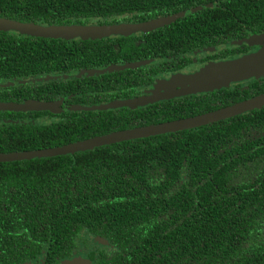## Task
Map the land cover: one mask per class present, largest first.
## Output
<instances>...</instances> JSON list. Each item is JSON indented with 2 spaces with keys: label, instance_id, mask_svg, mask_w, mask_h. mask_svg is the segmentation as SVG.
I'll list each match as a JSON object with an SVG mask.
<instances>
[{
  "label": "trees",
  "instance_id": "obj_1",
  "mask_svg": "<svg viewBox=\"0 0 264 264\" xmlns=\"http://www.w3.org/2000/svg\"><path fill=\"white\" fill-rule=\"evenodd\" d=\"M201 4L207 7L188 12ZM171 12L200 15L201 32L235 37L264 30V0H0V16L40 24ZM191 29L185 24L177 32ZM154 36L143 46L155 48ZM132 45L129 52L140 49ZM100 49L112 58L103 43L0 30V81L18 80V88L21 79L54 74L61 77L44 83L57 93L73 91L77 79L62 75L105 64ZM262 90L252 84L246 94ZM95 123L9 125L0 129V152L18 148L19 140H30L26 147L36 139L39 146L68 143ZM132 142L122 144L133 149L44 157L34 170L0 162V264H29L38 255L43 264H59L74 250L91 264H264V106Z\"/></svg>",
  "mask_w": 264,
  "mask_h": 264
},
{
  "label": "flooded vegetation",
  "instance_id": "obj_2",
  "mask_svg": "<svg viewBox=\"0 0 264 264\" xmlns=\"http://www.w3.org/2000/svg\"><path fill=\"white\" fill-rule=\"evenodd\" d=\"M206 7L207 4L195 5L189 8L188 12L196 14ZM179 12H182V10ZM122 16L123 15H117L115 17H110V19L101 18L99 20H97V18L84 23L72 22L63 25L119 23L140 24L160 18H173L161 25L153 26L147 30H136L129 34H109L95 39H82L80 37H73L70 39L50 38L63 39L66 41L85 40L91 41L92 43L95 42L97 44L103 43L113 49V51L108 49L112 58L106 57L108 55H106L103 49H100L104 57H106L104 58L106 60L105 64L79 67L70 71L68 74L62 75L63 78L77 79L73 91H62L57 93L55 85H50V83L45 84L44 82L47 80L61 77L54 74H45L23 80L21 79L20 84H22V86L18 88L14 86L18 80L14 79L7 82L0 81V102L23 103L27 100H33L42 105L35 109L28 110L0 109V129L13 124L33 126L55 123L61 120L69 122L76 120L88 121V123L96 122L94 126H86L88 128L84 135L76 133L75 136L82 135L83 137L68 142L72 143L108 134L114 131L128 130L150 124L166 122L165 120L172 121L195 117L264 93V90H262L252 96H247L246 94V89H248L252 84H255V86L257 84L258 86H262L264 88V74L256 77L252 76L240 81L230 82L219 87L184 94L177 92L179 89L183 88L178 85L169 87L165 91H160L158 93L149 92V89L158 80L174 72L185 71L191 67L203 64L210 60H223L256 51L261 47V45H255L253 43L254 40L252 39L249 40L252 43H246L245 39H248L253 35L263 34L264 30L250 32L248 34L242 33L235 37H228L227 34L229 33L224 34L222 32L217 35L213 29L209 32L198 31L202 20L200 15L184 17L185 12L183 13V16L180 17L181 19L176 18L173 12L164 15H148L146 17L132 16L129 19ZM0 18H7L24 23H37L36 21H25L23 19L8 16H0ZM185 24L191 25L192 31L187 34L177 32V30L181 29ZM152 34H155L154 37L159 40L158 45L155 48H151V46H143V44L148 41V36ZM197 36L204 37L207 39L206 41H213L214 43L200 42L197 40ZM130 42L133 43L135 47L140 49L136 50V48H134L131 52H129L126 45H131ZM144 48L151 51L150 56L142 55L150 52L144 50ZM130 62H140V64L134 67H122L113 70L108 69L111 65H122ZM89 70L92 72L89 73ZM154 95H157L158 97H156V99L144 100L142 103L135 102L138 98L141 99ZM125 101H127L128 104L109 106L114 103H123ZM248 111L237 113L233 116L240 115ZM175 112L178 113V116L170 118L175 115ZM233 116L173 132H179L187 129H197L198 127L207 126L211 123L222 121ZM151 120H158V122H151ZM36 133L37 135H41L37 129ZM69 135L72 136L71 132ZM135 139L138 138L97 145L82 151L98 149H133L135 145L132 144L130 146L122 143L127 141L133 143L132 141ZM54 141L55 140L51 139L50 143ZM18 142L20 143L18 148L5 150L4 152L38 150L68 144L63 142L39 146L36 139L35 147H26L27 144H31L30 140H19ZM42 158L44 157L4 160L0 162L4 163V168L15 165L17 169V165L21 164L23 165L20 166L22 169L24 166L28 165L34 170L37 164L42 162L46 163V161L41 160ZM67 165L72 167L75 163L74 161H71ZM21 177L23 176L16 175L18 180L21 179ZM4 178L6 177L4 176ZM22 183L25 184V182ZM11 189H14V187L12 186ZM76 255L88 258L84 253L76 250L72 252V256L70 258ZM29 264H43V256L38 255V258L30 261Z\"/></svg>",
  "mask_w": 264,
  "mask_h": 264
},
{
  "label": "water",
  "instance_id": "obj_3",
  "mask_svg": "<svg viewBox=\"0 0 264 264\" xmlns=\"http://www.w3.org/2000/svg\"><path fill=\"white\" fill-rule=\"evenodd\" d=\"M198 8V7H197ZM173 17L160 18L140 24L119 23V24H69V25H41L37 23H24L7 18H0V30L9 31L13 30L21 34H26L36 37H48V38H63L70 39L73 37H80L82 39H95L109 34H129L136 30H147L153 26L161 25L164 22L171 20ZM264 34V33H263ZM261 35V34H260ZM259 35L250 36L248 39H257ZM249 43H252L249 41ZM245 59H250L248 63L243 64L240 68L233 69L221 75L192 83L189 86H185L179 89L178 93H189L210 89L213 87H219L230 82L240 81L249 77H256L264 74V55L255 54L248 56ZM140 62H130L122 65H111L108 69H118L122 67H134L139 65ZM92 72L89 70V73ZM157 95L138 98L135 100L137 103H142L144 100L156 99ZM128 104L125 102H118L109 106H118ZM264 105V93L256 95L250 99L243 100L232 105L223 107L221 109L201 114L195 117L177 119L172 121L161 122L157 124H150L147 126L137 127L128 130L114 131L108 134L99 135L96 137L75 141L72 143L64 144L58 147L18 151V152H0V161L15 160V159H30L40 157H50L66 153H74L76 151H82L93 146L110 144L121 140H127L131 138L146 137L150 135H157L167 132H173L186 128H192L201 124H205L211 121L219 120L229 116H233L237 113L245 112L253 108H259ZM42 106L33 100H27L23 103H4L0 102V109L10 110H28L35 109ZM103 241L102 239H98ZM60 264H91L90 259L76 255L70 259L61 261Z\"/></svg>",
  "mask_w": 264,
  "mask_h": 264
},
{
  "label": "rangeland",
  "instance_id": "obj_4",
  "mask_svg": "<svg viewBox=\"0 0 264 264\" xmlns=\"http://www.w3.org/2000/svg\"><path fill=\"white\" fill-rule=\"evenodd\" d=\"M253 43L260 44L261 47L254 52L242 56H235L228 59L220 60H210L203 64L191 67L185 71L174 72L164 78L158 80L150 89L149 92L158 93L160 91H165L169 87L178 85L184 87L192 83H197L204 81L206 79L221 75L233 69L240 68L243 64L249 62L250 59H245L248 56H253L255 54L264 55V34L258 36V38L252 39ZM249 43V40H245Z\"/></svg>",
  "mask_w": 264,
  "mask_h": 264
}]
</instances>
